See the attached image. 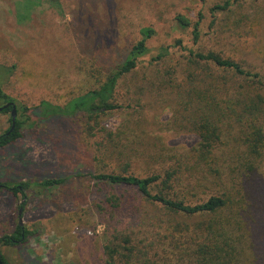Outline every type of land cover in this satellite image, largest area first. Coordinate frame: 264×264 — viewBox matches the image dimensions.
<instances>
[{
    "label": "rangeland",
    "instance_id": "374dc122",
    "mask_svg": "<svg viewBox=\"0 0 264 264\" xmlns=\"http://www.w3.org/2000/svg\"><path fill=\"white\" fill-rule=\"evenodd\" d=\"M224 1L58 0L59 4H52L46 0H0V90L12 99L16 119H24L20 107L33 109L42 101L64 106L97 89L122 62L142 28L155 31L148 42V59L175 40L191 47L190 32L178 27L176 15L194 22L201 11L205 34L212 22L209 9ZM237 1L236 10L240 8L243 14L260 11L264 5V0ZM255 18L258 24L263 23L259 16ZM248 25L255 30V34L248 33V40L264 44L263 27L259 24L257 29L254 22ZM206 41L205 35L201 40L204 47ZM262 54L264 50L256 55L261 59ZM143 102V110L137 113L121 112L106 118L99 129L111 133L108 137L104 133L92 137L78 116L57 120L53 125L55 137L49 141L26 138L0 148V186L12 189L31 184L24 191L25 197L0 188V238L10 236L17 227L32 233L24 244L0 245L6 264H105L103 248L112 229L97 206L108 197L109 188L77 175L125 169L132 175L148 177L170 166L169 161L186 157V152L201 143L189 115L180 112L161 91H154ZM9 128L10 113L0 112V136ZM232 146H227L217 165L220 178L207 176L214 185L207 182L198 195L183 196L193 205L219 188L227 192L232 203L214 215L171 219L185 233L180 242L199 236L212 224L230 235L228 244L233 251L228 264H264V156L256 163L255 187H244L241 172L229 166H240L247 159L241 152L232 151ZM104 156L108 161L98 163L96 157ZM186 160L185 178L194 166L191 159ZM51 178L66 182L50 190L32 185ZM138 208L144 215L142 225L136 227L126 217L114 228H134L136 234L149 236L151 242L168 236L169 216L153 220L158 213L155 206L142 204ZM176 259L170 264H178V255Z\"/></svg>",
    "mask_w": 264,
    "mask_h": 264
},
{
    "label": "trees",
    "instance_id": "16d2710c",
    "mask_svg": "<svg viewBox=\"0 0 264 264\" xmlns=\"http://www.w3.org/2000/svg\"><path fill=\"white\" fill-rule=\"evenodd\" d=\"M46 1L59 4L58 0ZM237 5V0L214 4L209 9L212 22L205 34L202 32L204 15L201 11L194 22L184 15H176L178 27L190 32L192 46L186 48L181 40H175L172 46L164 47L150 59L147 58L148 42L155 36V31L150 27L142 28L138 40L122 62L105 76L97 89L70 100L64 106L42 101L33 109L20 107V117L24 119H16L9 136L0 138V148L26 138L46 142L55 137L53 125L57 120H72L78 116L83 118L85 131L93 133L92 137L101 133L108 137L111 133L99 129L101 123L121 112L143 110V101L154 91H161L180 112L189 115L201 143L186 152V157L169 161L172 164L161 172L143 178L125 169L122 172L102 173L97 170L95 174L77 175L109 188L108 197L97 206L105 224L112 229L103 248L105 264H170L172 260L176 263V255L178 264H228L231 261L233 250L229 249V233L209 224L199 236L196 234L195 238L180 242L185 233L178 229L180 224H173L171 217L214 215L232 203L227 192H221L219 188L200 203L190 205L183 199L185 195H198L201 189H206L207 182L214 185L207 176L215 180L220 178L217 165L229 145H233L232 151L241 152L247 159L245 164L229 167L241 172L244 187H255L256 163L264 156V55H261L263 60L257 57L264 50V44L259 42L256 45L248 40V33L255 34L253 25L248 24L254 22L257 29L259 24L264 29V5L260 11L248 10L244 14L240 13V8L236 10ZM257 16L263 23H257ZM205 35L206 47L201 43ZM224 40L227 43L223 44ZM175 54L180 56L175 58ZM137 74L141 75L140 79ZM0 103L2 107L13 101L0 90ZM8 112L9 109H4L1 113ZM187 157L194 166L185 178L183 168ZM96 160L98 163L108 161L105 156L96 157ZM65 182L63 178H51L32 185L50 190ZM30 186L19 184L8 189L3 185L0 188L13 196L21 194L25 197L24 191ZM142 204L157 208L153 220L161 219V215L169 216L168 236L151 242L149 236L140 237L134 228L124 231L114 228L126 217L136 223V227L142 225L144 215L138 210ZM31 235L17 227L10 236L0 238V245L15 247L24 244ZM0 260L6 264L1 253Z\"/></svg>",
    "mask_w": 264,
    "mask_h": 264
},
{
    "label": "water",
    "instance_id": "95a60500",
    "mask_svg": "<svg viewBox=\"0 0 264 264\" xmlns=\"http://www.w3.org/2000/svg\"><path fill=\"white\" fill-rule=\"evenodd\" d=\"M10 105L12 104H7L3 107H0V112H2L4 109H7ZM10 118H11V127L8 133L12 132L15 127V121H16V107L15 106H13L11 109ZM0 264H4V263L0 260Z\"/></svg>",
    "mask_w": 264,
    "mask_h": 264
},
{
    "label": "flooded vegetation",
    "instance_id": "af4514ba",
    "mask_svg": "<svg viewBox=\"0 0 264 264\" xmlns=\"http://www.w3.org/2000/svg\"><path fill=\"white\" fill-rule=\"evenodd\" d=\"M8 104H12V105H10V106L7 108V109H9V113H11V109H12V107L15 106V105H14L13 103H8ZM6 105H7V104H6ZM4 106H5V105H4ZM16 111H17V110H16ZM10 120H11V118H10ZM10 127H11V124H10ZM9 130H10V129H9ZM9 130H7V131L9 132ZM7 131L3 134L5 137H8L9 134H10V133H8ZM3 135H2V136H3ZM2 136H0V138H1ZM0 187H2V186H0Z\"/></svg>",
    "mask_w": 264,
    "mask_h": 264
}]
</instances>
